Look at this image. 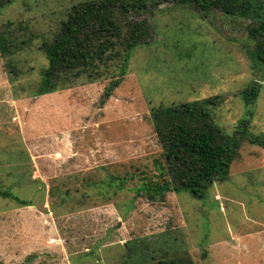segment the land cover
<instances>
[{
	"label": "rangeland",
	"instance_id": "obj_1",
	"mask_svg": "<svg viewBox=\"0 0 264 264\" xmlns=\"http://www.w3.org/2000/svg\"><path fill=\"white\" fill-rule=\"evenodd\" d=\"M81 1L11 0L0 10L9 42L8 55L0 51V264H123L132 239L194 264H264L262 147L242 144L228 179L202 199L138 193L164 172L151 107L215 98L205 107L226 134L246 120L264 137V82L253 105L241 99L255 80L249 22L204 18L174 0L150 5L130 19L150 21L154 39L132 49L103 106L110 78L35 97L47 67L41 45Z\"/></svg>",
	"mask_w": 264,
	"mask_h": 264
},
{
	"label": "trees",
	"instance_id": "obj_2",
	"mask_svg": "<svg viewBox=\"0 0 264 264\" xmlns=\"http://www.w3.org/2000/svg\"><path fill=\"white\" fill-rule=\"evenodd\" d=\"M167 1L84 0L72 5L52 41L41 45L47 67L35 97L69 89L82 81L93 83L110 78L101 96L103 106L127 74L132 49L154 39L150 21L132 20L130 14L146 13L150 5ZM174 1L192 6L204 18L219 12L249 22L245 30L254 48L247 51V58L255 80L241 92V99L245 106L253 105L264 82V0ZM10 2L0 0V10ZM8 44V40H0V51L5 57ZM205 104L215 106L216 100L151 107L150 119L162 149L164 172L138 190L147 200L153 202L167 193L182 192L202 199L215 182L228 179L242 144L248 142L264 149V137L248 132V121H240L228 135L213 123ZM117 188L122 189L120 185ZM2 195L20 206L31 205L10 192ZM122 248L123 264H194L187 254L171 255L144 241L132 239Z\"/></svg>",
	"mask_w": 264,
	"mask_h": 264
}]
</instances>
